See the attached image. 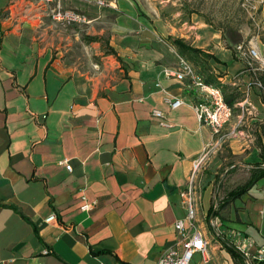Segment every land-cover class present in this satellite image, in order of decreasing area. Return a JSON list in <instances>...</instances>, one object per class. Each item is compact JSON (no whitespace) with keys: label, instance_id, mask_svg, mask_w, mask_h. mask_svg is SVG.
<instances>
[{"label":"crops","instance_id":"0c3cea01","mask_svg":"<svg viewBox=\"0 0 264 264\" xmlns=\"http://www.w3.org/2000/svg\"><path fill=\"white\" fill-rule=\"evenodd\" d=\"M107 1L117 8L104 28L98 14L83 26L60 25L43 0H10V13L0 10V264H157L176 242L174 223L185 217L180 191L212 135L197 121L193 93L165 76L177 63L171 50L147 34L132 37L138 27L148 31V16L131 0ZM191 28L192 47L215 56L224 51L201 45L204 34L218 39L207 26ZM210 66L224 73L222 92L239 94L225 146L248 170L264 148L259 89L239 58ZM166 97L183 104L171 110ZM244 99L250 107L242 109ZM253 189L230 204L221 223L259 246L264 178ZM209 190L200 206L207 207ZM82 196L95 204L88 212L80 210ZM214 262L232 264L225 250H216Z\"/></svg>","mask_w":264,"mask_h":264},{"label":"rangeland","instance_id":"374dc122","mask_svg":"<svg viewBox=\"0 0 264 264\" xmlns=\"http://www.w3.org/2000/svg\"><path fill=\"white\" fill-rule=\"evenodd\" d=\"M71 1L77 3V5L71 4L63 6L62 4V7L70 9L77 8L76 10L85 14L87 18H90L92 14H98L101 18H104H102L103 20L98 25L102 28L105 27V24H109V20L112 21L114 19V16L109 15L108 11L115 10L117 7L115 9L109 7L99 8L93 3L94 0H84L85 2H82L83 0ZM71 1H66L65 4H70ZM131 1L134 8L143 16L145 14L148 16L150 25L148 31L142 27L134 29L131 33L132 37L142 39V35L143 37L148 36L147 38L153 39L156 43L165 44L171 50L170 52H172L171 54L174 60L177 59L178 54L174 47L164 40V35L172 32L175 38L184 39L185 41L186 37L185 42L190 43L191 34L194 32L191 27H195V25L197 27L200 24L207 26L214 34L218 35V39L210 40L209 35L204 34L205 44L201 45L206 46L207 49L205 50L215 49L217 44L222 46L224 51H218V56L214 54L219 64L226 63L227 66H230L233 61L239 58L233 49L235 44L243 45L244 47H247L249 44H260L262 51H264V0ZM12 4L13 2H10V0L0 2V6H2L0 10H4V16L10 13ZM79 5L84 6L79 7ZM160 26H163V29ZM145 34L147 35L145 36ZM234 39L237 40V43L232 42ZM252 66L255 67L257 64L252 62ZM213 76L220 78L224 76V73L219 72L217 74L213 71ZM217 82L220 83V81ZM255 93L257 94V91ZM247 177L248 171L240 167L227 146H224L219 152L209 156L201 164L195 181L199 209L198 215L196 216V225L202 227L209 237L213 236V230L209 226L210 219L217 217L221 219V222L222 220H227L228 212L226 211L230 205L215 216H208V212H218V203L223 200L229 191L243 184ZM208 187H210V190L207 193V196H209V200L206 203L207 207L205 203L200 206L199 198L204 195V191ZM252 192L256 193L257 190L252 189ZM234 211L237 212L238 210ZM223 228L229 230L225 226ZM213 244H215V240H213ZM197 260L198 258L195 257L191 264H196Z\"/></svg>","mask_w":264,"mask_h":264},{"label":"built area","instance_id":"2783aa9c","mask_svg":"<svg viewBox=\"0 0 264 264\" xmlns=\"http://www.w3.org/2000/svg\"><path fill=\"white\" fill-rule=\"evenodd\" d=\"M46 5L49 17L63 26H83L89 23L87 16L81 12L62 8L58 0H43ZM99 7H112L113 3L107 0H97ZM235 54L250 70L264 69V54L260 44L234 45ZM252 62L256 63L255 68ZM165 76L173 78L185 84V87L194 95L195 102L193 110L197 121L207 126L212 135V141L206 146L202 154L192 163L187 181L180 191V197L185 208V217L174 223L176 232V242L170 248L165 249L157 264H191L197 257L196 264H216L214 262V253L216 250H224L223 242L229 243L244 259V264H255L264 261V244L257 245L252 238L242 232L224 229L221 221L215 217L209 221V226L213 230V236L209 237L202 227L196 225L198 215V202L196 194V174L201 164L209 156L219 152L228 144L230 136L234 133H224L225 126L232 120L233 109L226 101L220 87L207 83L202 75L184 58L177 56V63L170 69L165 70ZM258 89L261 85L258 81H252ZM155 88L160 89L159 84ZM165 104L171 109L176 110L183 102L179 99L164 98ZM239 106L244 109L249 106L247 99H244ZM152 118L159 121L161 126L170 127L163 114L159 110H152ZM71 171L67 160L59 162ZM82 212H88L94 207L93 202H88L84 196L81 197ZM55 219L52 214L47 218V222ZM215 240V244H213ZM217 242V243H216ZM44 255L48 252L45 250Z\"/></svg>","mask_w":264,"mask_h":264},{"label":"trees","instance_id":"16d2710c","mask_svg":"<svg viewBox=\"0 0 264 264\" xmlns=\"http://www.w3.org/2000/svg\"><path fill=\"white\" fill-rule=\"evenodd\" d=\"M93 40H98V38H92ZM165 41L170 44L174 49L176 50L178 56L184 58L187 60L192 66H194L198 73L202 75L207 83L216 85L220 87L222 90H226L227 88L221 87L220 83H218V78L216 76H213V71L210 66V61H215L217 63L218 60L215 58L214 55L192 47L191 44L185 42L183 39L175 38V37H167ZM233 43H237V40H232ZM105 48L103 49L105 54H113V51L110 50L106 44H104ZM236 45V44H235ZM264 54V51H263ZM255 68V67H254ZM251 80L252 81H258L261 85V88L259 89V96L261 103L264 105V69L262 70H251L249 72ZM231 91V90H230ZM233 92V91H232ZM226 103L232 107L235 98L239 94H229L227 92H223ZM259 131H260V137L261 140L264 142V119L259 124ZM260 162L254 164L251 168H249L248 171V177L245 180V182L231 191H229L226 196L223 198V200L218 203V212L217 211H210L208 212V216H215L218 215L221 210L226 209L233 201L241 198L243 195L247 194L250 190H252L256 184L264 178V148L261 147L260 153ZM223 249L227 252L229 255L232 264H244L243 257L233 249V247L227 243L223 242ZM255 264H264L263 262H257Z\"/></svg>","mask_w":264,"mask_h":264}]
</instances>
